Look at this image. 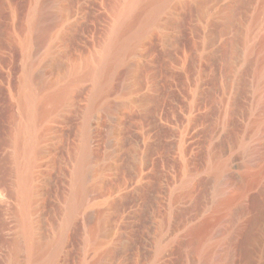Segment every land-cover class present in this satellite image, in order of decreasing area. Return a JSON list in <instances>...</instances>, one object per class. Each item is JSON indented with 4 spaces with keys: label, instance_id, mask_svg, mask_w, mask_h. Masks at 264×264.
Masks as SVG:
<instances>
[{
    "label": "rangeland",
    "instance_id": "374dc122",
    "mask_svg": "<svg viewBox=\"0 0 264 264\" xmlns=\"http://www.w3.org/2000/svg\"><path fill=\"white\" fill-rule=\"evenodd\" d=\"M122 1L0 0V264H31L16 250L24 83L46 96L45 78L56 89L97 68ZM56 2L64 23L31 42ZM262 68L264 0H171L89 116L90 78L41 119L30 215L41 244L64 227L85 127L96 169L57 264H264Z\"/></svg>",
    "mask_w": 264,
    "mask_h": 264
},
{
    "label": "bare ground",
    "instance_id": "6f19581e",
    "mask_svg": "<svg viewBox=\"0 0 264 264\" xmlns=\"http://www.w3.org/2000/svg\"><path fill=\"white\" fill-rule=\"evenodd\" d=\"M170 3L171 0H123L118 9V23L114 36L105 50L97 68L88 70L83 76L73 78L68 83L56 89H52L51 81L47 80V78H45L46 81L43 79L45 83L42 84H44L43 86L45 89L52 90L51 93L49 91L46 96L36 91V87L32 88L33 83L30 79H27V81L25 80L26 82L24 83L21 93V104L26 122L21 126V130L18 132V138L16 137L20 144V148L17 152L18 161L20 162L19 188L17 192L22 206L20 219L21 232L19 242L16 244V250L23 249L31 264H57V262H59V256L66 242L67 230L88 192V180L96 173V169L93 167L90 149L87 144L88 127H85L84 135L86 143L83 147V152L77 167L75 189L68 207L64 227L50 245L45 246L41 244L35 231V223L30 217L33 211L34 194L36 191L33 169L37 166L39 157L44 154V151L39 145L45 135L42 131H39L38 124L41 119L44 120L50 113H53L58 108L68 103L71 99L73 89L83 79L88 78L92 79L94 82L93 93L88 109L89 116L97 103L110 92L111 81L115 76L118 65L124 61L126 56L136 51L137 46L142 42L144 36L152 26L158 23L160 16ZM51 10V14L48 15L47 13L45 14L43 8H41L35 19L32 18L31 28L33 33L31 42L43 41L52 33L50 32L52 27L59 28V26L64 23L65 14L63 4L61 2H56L52 4ZM132 71L131 67L129 73H132ZM263 82L264 68L258 72L259 90ZM42 88L38 90L41 91ZM48 103H51L50 106L52 110L51 108L47 110L46 107ZM246 149L247 151L249 150L248 148ZM240 185L241 189L247 192L246 198H251L253 194L247 191L249 184L242 179ZM210 247L212 248V246ZM209 248L203 251L204 255L207 253L206 258L208 259L212 256L211 250L213 249L210 250ZM211 260H213V258Z\"/></svg>",
    "mask_w": 264,
    "mask_h": 264
}]
</instances>
